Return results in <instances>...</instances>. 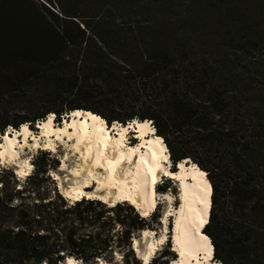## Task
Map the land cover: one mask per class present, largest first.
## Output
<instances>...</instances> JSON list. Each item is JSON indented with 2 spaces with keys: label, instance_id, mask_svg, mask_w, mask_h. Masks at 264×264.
Returning <instances> with one entry per match:
<instances>
[{
  "label": "trees",
  "instance_id": "1",
  "mask_svg": "<svg viewBox=\"0 0 264 264\" xmlns=\"http://www.w3.org/2000/svg\"><path fill=\"white\" fill-rule=\"evenodd\" d=\"M82 17L0 0V103L31 90L49 103L2 119L0 136L74 110L108 124L149 120L173 164L207 173L214 260L264 264V0H117L94 27ZM9 171L0 169V264H143L132 241L148 225L134 207L2 194ZM49 172L39 165L26 182L40 187Z\"/></svg>",
  "mask_w": 264,
  "mask_h": 264
},
{
  "label": "bare ground",
  "instance_id": "2",
  "mask_svg": "<svg viewBox=\"0 0 264 264\" xmlns=\"http://www.w3.org/2000/svg\"><path fill=\"white\" fill-rule=\"evenodd\" d=\"M27 124L18 131L1 136L0 165L14 167L17 176L24 178L33 167L30 161L32 151L56 152L60 144L68 152L60 170H65L68 161L76 158L75 166L69 170L72 184L61 188L65 198L87 197L105 204L128 202L144 218L151 216L160 204L157 187L161 181L164 178L174 180L179 187L180 205L177 208L170 205L166 209L160 221V239L157 238L158 231L151 229L142 230L141 239H133L137 257L144 264L150 263L158 244L167 241L168 222L172 219L173 252L177 254L172 264L215 262L211 261L212 242L203 232L211 209V188L206 174L189 159L179 162L176 170L170 168L168 149L156 136L151 121L135 119L128 124L114 122L110 126L90 111L74 110L65 117L64 125L57 127L54 114H50L39 123V134ZM131 134L139 140L135 147L128 144ZM54 177L61 180L57 174ZM161 196L168 202L174 200L170 193ZM66 264H80V261L69 257Z\"/></svg>",
  "mask_w": 264,
  "mask_h": 264
},
{
  "label": "rangeland",
  "instance_id": "3",
  "mask_svg": "<svg viewBox=\"0 0 264 264\" xmlns=\"http://www.w3.org/2000/svg\"><path fill=\"white\" fill-rule=\"evenodd\" d=\"M31 1L34 4L36 9L46 11V8H47L48 10L53 11V12L60 14V15H63L64 12H71V13H75V14H78L80 16H83L79 20L81 22V24L84 25V23H89V24H91L92 27H94L96 25V21H95L96 16L102 17L103 15L108 14L109 10L110 9L113 10V6L116 7V4H117V0L116 1L115 0H31ZM140 1H142V3L145 2V0H138V2H140ZM118 16H120V15L118 14ZM37 95H39V93H36L33 90H31L26 96L21 97V100L18 103L12 102L10 100H6V102H1L0 103V113H1L0 121L4 118H7V116L9 119H14L18 115L29 116V115H32L34 113L43 112L44 110H46V108H48V106H49V103L45 102L42 97H40L38 99ZM121 113H122V115L125 114V112H121ZM68 115L61 116L59 119V122L57 121V119H55V122H54L55 126L57 127L60 125H64L65 117ZM48 117L49 116H47V118ZM54 117H56V116L54 115ZM67 119H68V117H67ZM40 122H42V121H40ZM116 122H118V121H116ZM111 124H114V122H112ZM111 124H110V126H112ZM126 124H128V123H126ZM27 125H29L32 128L33 132H36L39 134V131L37 129L39 124L38 125L36 124L34 126H31L30 124H27ZM23 126L24 125H21L19 130L22 129ZM9 131L13 132V131H18V130L9 128L7 132H9ZM155 134H156V131H155ZM1 136H0V140H1ZM134 136H135L134 134H131L128 136V144L133 145V147H135L137 145V143L139 142V140L137 141L136 139H134ZM59 145H58V149L56 152H54L52 150L46 151V150L40 149V150H34L30 154V161L32 162L33 167H32V170L26 176H29L30 174L31 175L32 174L37 175L39 165L46 164L49 167V171H50L49 177L44 178V177L40 176V180H41V186L40 187H35L34 185H28V183L26 182L28 177L25 176L24 178H20L19 176H17L14 167L9 166V165H4V166L0 165V169L10 170L8 173L3 174V179L6 181V186H8L7 187L8 189L7 190L4 189L5 188V186H4L3 187L4 190L2 191V194H9V195L15 194L16 190H18L21 187L24 189L23 190V196L24 197H31L32 196V198L37 199V198H41V197L42 198L54 197V196H56V194L64 197V195L61 194V193H63V190L61 188H62V186L64 188L71 186L72 180L69 176V174H70L69 170H71V168L75 166L76 163L74 160H76V158L73 161L72 160L68 161V163H67L68 167L65 168V170H63V171L60 170L62 168V160L65 157L66 153H68V152L65 151L66 150L65 146H61V145L59 146ZM168 152H169V150H168ZM170 162H171V168L173 170H176V166H178L179 163H177L178 165L173 164V160H171V158H170ZM54 174L61 176V180H56L54 177ZM41 178H43V179H41ZM69 178H70V180H69ZM29 183H31V182H29ZM178 189H179V187L177 186V183L174 180H169L167 178H164L161 181V185L157 187L158 197L160 199L159 200L160 204H158V206H156L154 212L148 218H144L140 215L142 218L146 219L147 225H148L147 229L158 231V233H159L157 236L158 239H160V236L162 235L161 234L162 224L160 221H161L162 217L164 216L166 209L170 205L171 206L173 205L175 208H177L180 205L179 204L180 199H178V194H179ZM164 193H170V194L174 195L173 202L172 201L168 202V201H166V199L164 200L163 196H161ZM80 198H82V197H80ZM80 198H73V199L65 198V200L67 199L69 204L72 205L73 203H76V201H79ZM86 199H87V197H86ZM92 200H97V199H92ZM120 202L122 204H126V206H131V205H129L128 202H124V201H119L116 203H120ZM116 203L113 202V204H112V202H111V203L105 204V205H106V208H112ZM135 210H136V212H138L136 208H135ZM111 215L114 217V219L117 218L116 212H111ZM125 217L126 216L121 215L119 220L121 222H124V224H125L124 228H128V224L131 223V218H127V217L125 218ZM168 226H169V231H168L169 234H168L167 241H165V243H161V244L159 243L158 246L156 247L155 254L153 255L154 259H157V264H172L173 260L177 258V254L173 252L174 243H173L172 233H171L172 229H173L172 228L173 227L172 219L169 220ZM141 232L142 231L135 233L133 239H135L136 237L138 239H141V237H140ZM203 232H204V230H203ZM132 249L134 250V242L133 241H132ZM134 252H136V251L134 250ZM137 256H138V254H137ZM114 259H115V262H118V263L122 262L123 261L122 253H120V252H118V250H116V252L114 254ZM66 261H67V259H66ZM79 261H80V264H84L81 260H79ZM103 262H104V264H107L105 261H102L100 264H103ZM64 264H66V263H64ZM132 264H133V262H132ZM143 264H144V262H143ZM212 264H221V263L220 262H213Z\"/></svg>",
  "mask_w": 264,
  "mask_h": 264
},
{
  "label": "clouds",
  "instance_id": "4",
  "mask_svg": "<svg viewBox=\"0 0 264 264\" xmlns=\"http://www.w3.org/2000/svg\"><path fill=\"white\" fill-rule=\"evenodd\" d=\"M49 116H50V115H49ZM39 123H40V122H39ZM39 123H37V125H38ZM11 129H12V128H11ZM203 230H204V229H203ZM212 255H213V260H214V251H213V254H212ZM211 261H212V260H211ZM215 262H216V261H215Z\"/></svg>",
  "mask_w": 264,
  "mask_h": 264
},
{
  "label": "water",
  "instance_id": "5",
  "mask_svg": "<svg viewBox=\"0 0 264 264\" xmlns=\"http://www.w3.org/2000/svg\"><path fill=\"white\" fill-rule=\"evenodd\" d=\"M110 125V124H109ZM176 165H178V164H176Z\"/></svg>",
  "mask_w": 264,
  "mask_h": 264
}]
</instances>
